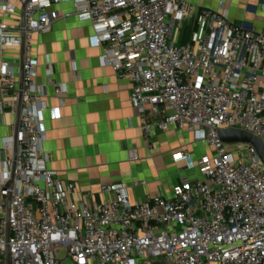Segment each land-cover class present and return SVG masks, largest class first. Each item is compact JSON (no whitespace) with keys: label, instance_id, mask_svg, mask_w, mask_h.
I'll return each mask as SVG.
<instances>
[{"label":"built area","instance_id":"2783aa9c","mask_svg":"<svg viewBox=\"0 0 264 264\" xmlns=\"http://www.w3.org/2000/svg\"><path fill=\"white\" fill-rule=\"evenodd\" d=\"M70 2L73 11L64 13L55 9L61 0H3L12 12L24 6L25 26L0 24V51L24 50L14 182L7 187L9 170L0 186V264L7 253L10 264H61L63 252L73 264H264V163L253 146L219 136L240 130L264 144V31L188 0ZM69 18L92 25L102 64L132 84L150 148L157 132L182 131L211 149L197 160L173 154L184 175L170 196L133 202L129 186L118 183L102 187L110 197L98 202L48 168L34 36ZM47 71L48 84L65 93L50 64ZM0 92L15 96L0 111L16 115L20 87L6 67ZM5 166L12 170L13 161Z\"/></svg>","mask_w":264,"mask_h":264},{"label":"crops","instance_id":"0c3cea01","mask_svg":"<svg viewBox=\"0 0 264 264\" xmlns=\"http://www.w3.org/2000/svg\"><path fill=\"white\" fill-rule=\"evenodd\" d=\"M61 1L55 9L73 11L70 0ZM188 1L203 8L224 10L231 22L264 31V0ZM23 16L22 4L18 3L12 12L0 0V24L21 31ZM93 36L92 25L76 18L60 19L50 32L34 36L37 83L45 89L48 107L43 119L45 150L50 156L48 168L82 193L95 196L98 202L110 197L101 194L102 187L118 183L129 186L133 202H143L154 195L170 196L184 175V164L175 163L173 154L188 152L197 160L212 151L196 143L191 133L182 131L157 132L156 145L150 148L142 119L130 100L132 84L102 64L104 48L93 45ZM23 55L22 48L6 47L0 51V75L6 67L19 87ZM48 64L57 83L65 86V93H57L48 84ZM14 97L0 92V104ZM17 127V114L8 109L0 111V186L6 172H12L5 163L15 157ZM133 151L138 153L136 161L130 158Z\"/></svg>","mask_w":264,"mask_h":264},{"label":"water","instance_id":"95a60500","mask_svg":"<svg viewBox=\"0 0 264 264\" xmlns=\"http://www.w3.org/2000/svg\"><path fill=\"white\" fill-rule=\"evenodd\" d=\"M25 26V15L23 16V21H22V28ZM23 49V48H22ZM23 89V82L20 86V95H19V105H18V111H17V120H18V127L15 132V157L13 159V168H12V174H11V179L9 183L7 184L8 188H12L13 182H14V171H15V162H16V157H17V152H18V134H19V124H20V112L22 108V91ZM219 136L221 140L227 144V145H233V144H249L253 146L257 154L260 158V160L264 163V144L261 141L260 138L245 132V131H240V130H234V129H226V130H220L219 131ZM10 197L8 198V204H10ZM8 232V239H9V227L7 229ZM6 264H10V258L9 254L7 253V258H6Z\"/></svg>","mask_w":264,"mask_h":264},{"label":"rangeland","instance_id":"374dc122","mask_svg":"<svg viewBox=\"0 0 264 264\" xmlns=\"http://www.w3.org/2000/svg\"><path fill=\"white\" fill-rule=\"evenodd\" d=\"M186 32H187V30H183V34L186 33ZM199 145L206 147L205 145H202V144H199ZM201 149H204V148L202 147ZM228 149L231 151V150L234 149V147L233 146H228ZM60 260H62V263L61 264H73L72 260L70 258H67L66 257L65 252H63L61 254Z\"/></svg>","mask_w":264,"mask_h":264},{"label":"trees","instance_id":"16d2710c","mask_svg":"<svg viewBox=\"0 0 264 264\" xmlns=\"http://www.w3.org/2000/svg\"><path fill=\"white\" fill-rule=\"evenodd\" d=\"M186 30H187V32L185 33V38L183 40V43H186L190 39L191 32H189L188 29H186Z\"/></svg>","mask_w":264,"mask_h":264}]
</instances>
